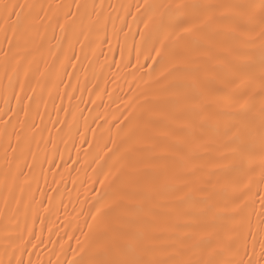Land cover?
<instances>
[{
	"label": "snow or ice",
	"instance_id": "6c2138e0",
	"mask_svg": "<svg viewBox=\"0 0 264 264\" xmlns=\"http://www.w3.org/2000/svg\"><path fill=\"white\" fill-rule=\"evenodd\" d=\"M0 51V264H264V0H0ZM98 53L123 96L80 86Z\"/></svg>",
	"mask_w": 264,
	"mask_h": 264
},
{
	"label": "bare ground",
	"instance_id": "6f19581e",
	"mask_svg": "<svg viewBox=\"0 0 264 264\" xmlns=\"http://www.w3.org/2000/svg\"><path fill=\"white\" fill-rule=\"evenodd\" d=\"M29 2H31V0H29ZM59 2L67 3V2H70V0H59ZM89 2H90V0H89ZM109 2H111V3H118V2L135 3V0H104L105 5H107ZM177 2H178V0H177ZM129 20H130V17H129ZM109 28H111V25H109ZM57 34H59V30H57ZM49 36H51V32H49ZM52 43L55 44V40H53ZM113 47L115 48V45H113ZM5 48H6V45H5ZM104 53L107 55V59H108L109 62L119 61L120 60L119 49H116V51H114V52H109L108 51V46L104 45ZM98 57H99L98 60L94 61L93 67L89 69L90 75H89V79L87 81L84 79L83 70L82 69L79 70V73H80V86H83V87H86L88 89H91L92 88V84L97 83V80L94 79L93 75H92V73H94L95 77L99 78V84L101 86H103L105 79H107L108 80V85H107L108 90H112L114 88L116 89V92L113 93L114 98H115V96L117 94H119L120 96H123L124 92L128 91V86H127V83H125V79L131 80V77H125L123 74H121V78L118 81H116V83H113L114 77L112 76V73L117 71V69L115 68V65L113 64V66L111 68H109L108 65L105 63V55H99V53H98ZM84 63L87 64L86 61ZM133 63H134V53H133ZM2 64H3V51H0V66H2ZM68 71L71 73L73 71H76V69H72L71 67H69ZM144 71H148V69L146 68V69H144ZM2 76H3V70H2V67H0V77H2ZM64 81H65V83H70L71 85H76L75 78H73L71 81H69L68 77H64ZM3 83L6 84L7 83L6 80L3 81ZM119 86H123V89H124L123 92L120 91V87ZM61 90L62 91L64 90V86L63 85H61ZM97 90H99V89H97ZM67 91L70 92L71 88H68ZM75 95L79 96L80 92L77 91L75 93ZM54 96H55V93H54ZM92 99H95V93H93ZM84 100L85 101L89 100V95H88L87 91L84 92ZM24 103H28V102L24 101ZM53 103H55L56 107L68 108L69 107V101H68L66 96L63 99V101H61V99L58 96H55L54 102H53V100H49L48 101L47 109H45L42 104L40 106V111L45 114L44 115V122L47 123L48 128L51 129L52 137L55 138V136H56V127H59V125H56L54 127L52 125V123L49 121V116H48V114H51V118L53 120L57 119L56 108L53 107ZM75 103H77V101L73 100L72 104H75ZM103 103H105V104L110 103L108 101V98H107L106 95L104 96ZM97 105H100L99 111L103 112L105 110L104 107L101 105L100 101L97 102ZM10 106L16 107V102H15L14 99L10 101ZM80 107L85 110L84 111V115L88 116L89 112L87 110L88 109H95L97 106L96 105H92L91 103H86V104H80ZM7 108H8V106H6L4 104V102H3V99L0 98V114H2L3 111H7ZM114 109H115V105L114 104L110 105V107L108 108L107 111H108V114H109V118H111V115H112ZM17 110L19 111V109H17ZM33 112H34V109H33ZM93 114H95V113H93ZM19 115H20L21 119L24 118L23 112H20ZM59 118L60 119L64 118V112L63 111H61L59 113ZM4 119H7V117H4ZM36 122L40 123L39 118H37ZM29 123H31V119H29ZM100 123H103V121H100ZM3 127H4L3 122L0 121V130H2ZM92 127H95V125L93 124ZM87 136H88L89 139H91V133H88ZM44 137L46 139L49 137V132L48 131L44 132ZM37 138H39V137H37ZM33 147H35V145ZM58 147H59V149L61 151L64 150V145L63 144H58ZM69 147H72V146L69 145ZM43 148H44V145L42 144L41 145V149L43 150ZM84 149H87V144H84L81 147V152H80L81 158L83 157ZM47 150H48L49 154H51V152H52L51 144H49L47 146ZM40 155L43 156V151L40 152ZM71 155H72V159L73 160H75L77 158L76 149L74 147L72 148ZM64 158L68 159V154L67 153H65V157ZM56 163L57 164H62V161L59 159L58 156L56 158ZM79 166H80L79 164H76V165L70 164V167H73V168H77ZM3 167H4L3 146L0 145V179H2V176H3ZM45 168H47V165H45ZM61 170H63V168H61ZM24 171L27 172L28 169L25 168ZM53 171H56V169H53ZM76 175H77V173L75 171H73L72 174H71V177H69L68 180H67L65 202H67V200H68L67 193L71 194L72 200L74 202L76 200L77 193H76L75 189L77 187H80L79 183H77L76 185H74L72 183V177H75ZM66 176H67V173H66ZM22 179H23V177H21V180ZM41 187L42 188H46V185H44L43 182H41ZM96 187L98 188L99 185H96ZM93 194L94 193H91V192L89 193V195H93ZM37 198H39V193H37ZM80 199L81 200L84 199L83 189H81ZM78 207H79V205H78ZM3 210H4L3 194L0 193V211H3ZM70 210H71V208H69V211ZM2 227H3V223L0 222V229H2ZM34 230L37 233L40 232L41 224H40L39 220L36 221V224L34 226ZM0 234H2V233H0ZM43 238H44V241H45V244H46L47 243V238H48L47 222L45 223V226H44V237ZM52 238L54 240L56 239L55 236H53ZM45 244H40L39 247L37 249L33 250V251H40L41 254L43 255V253L47 250L45 248ZM48 247H51V245H48ZM32 258L35 259V256L33 255ZM25 259H27V256H25ZM45 259H47V258L45 257Z\"/></svg>",
	"mask_w": 264,
	"mask_h": 264
}]
</instances>
